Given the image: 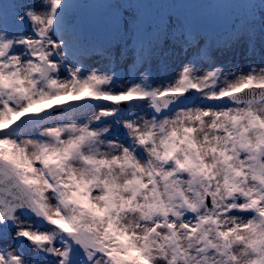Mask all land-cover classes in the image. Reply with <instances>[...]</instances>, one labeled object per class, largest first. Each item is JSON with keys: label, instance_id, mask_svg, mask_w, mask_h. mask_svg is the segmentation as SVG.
Masks as SVG:
<instances>
[{"label": "snow or ice", "instance_id": "1", "mask_svg": "<svg viewBox=\"0 0 264 264\" xmlns=\"http://www.w3.org/2000/svg\"><path fill=\"white\" fill-rule=\"evenodd\" d=\"M141 2L0 0V264H264V0Z\"/></svg>", "mask_w": 264, "mask_h": 264}, {"label": "rangeland", "instance_id": "2", "mask_svg": "<svg viewBox=\"0 0 264 264\" xmlns=\"http://www.w3.org/2000/svg\"><path fill=\"white\" fill-rule=\"evenodd\" d=\"M188 0H142L140 6L143 11L151 16H155L158 13H167L169 11L179 12L183 15H187L193 18L192 14H190V10L188 7ZM228 11L227 18L224 24L230 22L233 14H231L232 6L225 0H218ZM238 10V9H237ZM233 19V18H232ZM247 59V57H245ZM254 60L259 61V55H255L253 57ZM240 57H237V62H239ZM94 63L96 61H93Z\"/></svg>", "mask_w": 264, "mask_h": 264}, {"label": "water", "instance_id": "3", "mask_svg": "<svg viewBox=\"0 0 264 264\" xmlns=\"http://www.w3.org/2000/svg\"><path fill=\"white\" fill-rule=\"evenodd\" d=\"M205 4L212 5L215 9H217L220 12V17L216 22L222 23L224 21L226 13L216 2L211 1V0H208V1L204 0V1H200V2H195L194 6H193V12L195 13V15L198 18H200L199 13L203 9Z\"/></svg>", "mask_w": 264, "mask_h": 264}]
</instances>
